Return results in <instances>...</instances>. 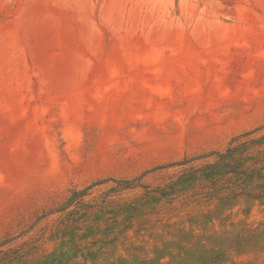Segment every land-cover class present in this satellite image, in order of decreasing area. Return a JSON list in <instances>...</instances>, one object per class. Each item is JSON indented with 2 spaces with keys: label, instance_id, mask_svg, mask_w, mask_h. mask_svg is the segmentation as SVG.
<instances>
[{
  "label": "rangeland",
  "instance_id": "rangeland-1",
  "mask_svg": "<svg viewBox=\"0 0 264 264\" xmlns=\"http://www.w3.org/2000/svg\"><path fill=\"white\" fill-rule=\"evenodd\" d=\"M247 132L264 0H0V264H264L258 200L153 191Z\"/></svg>",
  "mask_w": 264,
  "mask_h": 264
},
{
  "label": "trees",
  "instance_id": "trees-1",
  "mask_svg": "<svg viewBox=\"0 0 264 264\" xmlns=\"http://www.w3.org/2000/svg\"><path fill=\"white\" fill-rule=\"evenodd\" d=\"M253 132H247L244 138L237 143L231 144L223 151H215L206 156H214L213 159L205 160L201 165L195 164L196 158L185 159L179 164L186 165L184 171L175 179L170 180L164 186L154 189L157 192V200L176 199L181 195L187 196L194 202H213L215 208L205 216L223 219V214L232 209L241 197L248 200H258L264 204V134L259 137H251ZM120 188H130L132 184L128 180L118 181ZM94 184L83 190H73L68 201L61 207L63 209L75 205L80 206L84 196ZM129 210V211H128ZM129 212L128 225L137 214L133 208L123 209ZM3 243H0V245ZM26 252V251H24ZM30 254V252H26ZM24 253L3 260V264L23 263ZM224 260V259H223ZM216 258H207L204 264H221L223 261Z\"/></svg>",
  "mask_w": 264,
  "mask_h": 264
}]
</instances>
